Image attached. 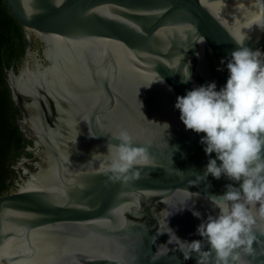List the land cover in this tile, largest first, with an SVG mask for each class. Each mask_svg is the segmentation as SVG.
Segmentation results:
<instances>
[{"label":"water","instance_id":"95a60500","mask_svg":"<svg viewBox=\"0 0 264 264\" xmlns=\"http://www.w3.org/2000/svg\"><path fill=\"white\" fill-rule=\"evenodd\" d=\"M2 1L28 39L24 68L9 74L34 147L17 166L19 188L0 196V264H196L169 233L202 239L190 209L214 214L209 198L231 181L204 175V134L186 130L176 97L212 81L219 90L221 59L241 46L262 52L264 31L212 8L234 0ZM34 37L48 62L31 68ZM122 129L149 157L128 183L102 169ZM160 244L170 251L153 261Z\"/></svg>","mask_w":264,"mask_h":264},{"label":"clouds","instance_id":"9594fccd","mask_svg":"<svg viewBox=\"0 0 264 264\" xmlns=\"http://www.w3.org/2000/svg\"><path fill=\"white\" fill-rule=\"evenodd\" d=\"M253 26L264 31V0H252L246 12L243 27L251 30ZM237 43L243 45L240 40ZM225 59L229 75L224 86L218 90L212 81L193 87L177 96L174 104L186 130L204 134L200 144L209 157L204 175L231 181L224 185L223 194L209 198L214 214L203 218L201 212L190 209L201 221L195 234L202 239L182 240L171 228L168 232V243H178L184 260L195 254L196 264H254L264 256V240L256 234L258 230L264 236V52L241 46L220 63L225 64ZM184 75L186 80L190 78L187 71ZM115 138L119 144L107 145L102 169L112 174L114 182L138 179L135 166L148 162V149L136 146L126 129ZM169 251L160 244L153 261Z\"/></svg>","mask_w":264,"mask_h":264},{"label":"trees","instance_id":"16d2710c","mask_svg":"<svg viewBox=\"0 0 264 264\" xmlns=\"http://www.w3.org/2000/svg\"><path fill=\"white\" fill-rule=\"evenodd\" d=\"M27 45L24 28L0 0V196L18 189L14 184L18 177L14 166L22 158L24 149L32 144L17 123L20 112L14 105L5 76V70L14 62L23 61ZM27 155L32 157L30 153Z\"/></svg>","mask_w":264,"mask_h":264},{"label":"flooded vegetation","instance_id":"af4514ba","mask_svg":"<svg viewBox=\"0 0 264 264\" xmlns=\"http://www.w3.org/2000/svg\"><path fill=\"white\" fill-rule=\"evenodd\" d=\"M33 54H32V56L30 57V59H29V66L32 68V67H34L35 66V63H36V60L38 59V60H40V63H43V64H47V59H46V57H45V53H44V51H45V44H44V42H42L40 39H38L37 37H34V40H33ZM24 57H25V55H24ZM24 68V58H23V61L21 62V63H16V62H14L13 64H12V66L10 67V68H8V69H6L5 70V76H6V81H7V85H8V87H9V89H10V92H11V97H12V99H13V101H14V105L19 109V116H17V123H18V125L20 126V121L21 120H24V114H23V112H22V109H21V107L19 106V104L16 102V100L14 99V96H13V92H12V89H11V83H10V71H14L16 74H19L20 73V71L22 70ZM20 128H21V126H20ZM22 130V129H21ZM23 132V131H22ZM23 134H24V136L26 137V138H28L26 135H25V133L23 132ZM29 139V138H28ZM31 140V139H30ZM30 147H34V142L32 141V144H31V146H27L25 149H24V154L22 155V158H20L19 160H18V162L15 164V170L18 172V170H17V166L19 165V163H20V161L22 160V159H24V158H28V153H30V151H29V148ZM31 154V153H30ZM32 157H33V155H32ZM32 157H30V158H32ZM20 183H22V180H21V178H20V175H19V173H18V177H17V179H15L14 180V184H15V186H17V188H19V185H20ZM178 221V218L176 219V222Z\"/></svg>","mask_w":264,"mask_h":264},{"label":"bare ground","instance_id":"6f19581e","mask_svg":"<svg viewBox=\"0 0 264 264\" xmlns=\"http://www.w3.org/2000/svg\"><path fill=\"white\" fill-rule=\"evenodd\" d=\"M252 0H234L231 4L216 3L212 5L218 13H220L226 20H233L234 25L242 30L244 28L246 12L251 8Z\"/></svg>","mask_w":264,"mask_h":264}]
</instances>
